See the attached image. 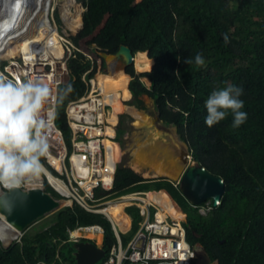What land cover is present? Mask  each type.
<instances>
[{
    "label": "trees",
    "instance_id": "16d2710c",
    "mask_svg": "<svg viewBox=\"0 0 264 264\" xmlns=\"http://www.w3.org/2000/svg\"><path fill=\"white\" fill-rule=\"evenodd\" d=\"M82 2L86 10L83 28L73 38L76 44L91 37L88 44L102 52L113 55L121 45H126L132 49L135 61L139 56L146 59L145 69L136 72L132 66L126 70L133 78L129 88L128 82L125 90L111 92L108 102L112 104V100L121 97L120 102L125 104L132 98V105L144 109L142 96L151 98L159 120L176 128L192 161L226 184L218 205L209 200L195 206L190 213L176 202L175 192H181L179 182L167 177L144 178L119 165L112 189H97L95 199H98V190L111 196L110 199L136 192L161 194L177 213L184 217L186 213L184 226L188 243L193 249L202 245L211 262L264 264V0ZM225 34L228 43H225ZM89 45L84 44L86 50L96 53L95 47ZM19 52L0 49V57H15ZM197 53L205 60L203 67L183 62ZM106 66L103 61V68ZM91 68L94 75L97 65L80 52L68 61L70 80L67 83H72L74 91L56 108V123L62 132L70 130L67 106L85 94L83 75ZM106 69L96 77L100 84ZM227 84L243 88L241 111L247 113V119L240 127L233 128L229 110L224 120L209 128L204 122L207 115L204 102L214 89ZM115 115L110 118L111 123ZM121 133L119 128L118 134ZM110 158L112 165L117 163L115 154ZM45 190L56 199H63L47 182ZM202 207L208 209L206 214L201 213ZM51 217L52 223L46 229L36 233L26 231L21 241H15L9 248L0 241V264H77L76 253L75 258L69 259L62 249L71 243L69 231L81 226L104 228L101 247L107 255L117 244L109 220L75 202Z\"/></svg>",
    "mask_w": 264,
    "mask_h": 264
},
{
    "label": "built area",
    "instance_id": "2783aa9c",
    "mask_svg": "<svg viewBox=\"0 0 264 264\" xmlns=\"http://www.w3.org/2000/svg\"><path fill=\"white\" fill-rule=\"evenodd\" d=\"M53 5L49 12L51 24L57 27L65 52L62 58L63 65H61L62 74L52 88L55 89L70 80L68 61L76 52L82 53L97 65V71L92 75L93 68H91L83 75L87 90L81 98L71 101L66 109L68 126L72 132L71 151L65 143L62 130L57 126L56 115L47 133L49 153L42 163L47 169L46 171L66 184L69 194L65 195L57 190L51 183L47 172L32 188H45L47 182L63 197L64 202L70 201L69 205L75 202L86 211L103 214L109 220L115 232L117 244L111 248L108 255L106 253L101 264H193L196 259L193 248L187 241V232L184 226L186 213L183 218L174 217L165 206L149 197L152 192L131 193L99 205L90 203L91 200H96L97 189L102 188L106 191L112 189L117 168L120 165V163L112 165L106 146L107 140L113 144L118 141L117 125L113 126L110 122L114 109L108 102V98L112 95L106 86L95 82L98 74L105 69L103 68L105 60L100 55L102 51L96 46V53L87 51L84 43L81 44V41L79 44L75 43L73 37H70L71 32L66 29L61 30L55 17L57 5ZM61 20L65 24L63 18ZM30 49L32 53L28 57L21 55L4 60L0 57L1 62L6 63L3 68L0 66V74L22 82L28 78L42 77L43 74L52 73L50 60H45L41 56V52L43 53L41 45L33 44ZM129 76L128 88L133 79L131 75ZM109 128H114L113 134L109 132ZM56 137L58 139L55 140ZM53 158L57 159V163L53 161ZM115 202H125L127 204L125 210L128 207H136L143 219L127 246L124 245V236L126 235L116 227L113 217L102 211ZM69 205L65 204V206ZM104 234L105 230L101 225L81 226L69 231V241L76 245L87 242L101 247ZM23 235H20L16 241L20 242ZM99 237H101V241H99ZM141 238H144V244L142 247H138L137 242Z\"/></svg>",
    "mask_w": 264,
    "mask_h": 264
},
{
    "label": "clouds",
    "instance_id": "9594fccd",
    "mask_svg": "<svg viewBox=\"0 0 264 264\" xmlns=\"http://www.w3.org/2000/svg\"><path fill=\"white\" fill-rule=\"evenodd\" d=\"M228 43V36H224ZM180 60V57H177ZM203 67L201 53L183 61ZM175 75H179L177 70ZM74 91L72 83L52 88L44 77L16 81L0 74V187L30 190L46 173L42 158L49 153L48 131L55 119V108L64 104ZM243 88L232 84L214 89L204 102L205 124L211 128L231 111L233 128L247 119L241 111ZM4 190V189H3ZM102 248V247H100Z\"/></svg>",
    "mask_w": 264,
    "mask_h": 264
},
{
    "label": "rangeland",
    "instance_id": "374dc122",
    "mask_svg": "<svg viewBox=\"0 0 264 264\" xmlns=\"http://www.w3.org/2000/svg\"><path fill=\"white\" fill-rule=\"evenodd\" d=\"M76 2L80 4L83 9L82 12V18H83V14L86 10L83 5V2H81V0H76ZM53 4L57 5L55 11L57 24L61 30H65L66 26L61 20L63 17L61 15L62 14L61 9L63 7L64 1L51 0V3L49 4V12L52 6H54ZM72 10H74V7L72 8ZM81 30L82 29H80L77 33L74 34L71 33L70 37L74 38L78 36V33H80ZM89 40H91V37L81 40V44L84 43L89 45L88 44ZM50 45L52 50L55 52L54 54H56L59 57L62 54V52H61V47L57 42V40L56 39L51 40ZM58 46H59V51L56 52L55 47ZM89 46L95 47V45H89ZM0 49L9 50L15 48L0 47ZM19 50H21V52L17 53L15 57L26 54V51L23 48ZM4 59L5 58H2V60ZM5 64L6 63L1 62L0 60V66L2 68ZM137 66L140 69H138ZM146 67H147V63L145 57L139 56L134 64V68L136 72H138V70L145 69ZM109 77H112V73H108L107 71H105V77L102 79L101 85L106 86L110 93L125 90L126 85L130 80L129 76L122 78V80L121 79L113 80L114 85L112 86V88H110L108 85ZM145 82L149 84L148 80H145ZM119 98L112 100V104L109 102L113 106L114 109L113 114H116L113 117L111 124H113V126L117 125L116 127L117 140L119 139L117 143L112 145L113 146L111 150L112 157L113 154H115L117 157V163H120V165L132 169L133 171L140 174L144 178L167 177L175 182H179L183 172L187 168L185 155L188 154L189 151L186 144L180 141L176 128L173 126H167L162 121L159 120L155 103L148 96H142V100L144 101L146 108L144 109L142 108L140 110L136 109L135 106L131 104L132 98L130 99V102L129 103L127 102L126 104H122ZM108 101H110V97L108 98ZM124 106L129 107V112H126L124 110L122 111V108ZM119 128H121V132H122L121 135L118 134ZM112 129L113 130H111L110 132L111 134L114 133V128ZM63 134H64L65 143L69 151H71L72 132L70 130L63 131ZM188 163H190V161H188ZM145 174H148L149 176H145ZM97 193L99 195L97 196L98 199L91 200L90 201L91 204L99 205L109 200H113L110 199L112 198L111 196H108L103 191L98 190ZM175 194L177 197L176 202L178 201L177 203L179 205H182L188 212L191 213L195 206H193L187 200V198L184 196L182 192H175ZM158 201H160V204H162L163 206H167V207L169 206L168 203L162 199H158ZM123 209H124L123 207L117 209L118 215L114 214V212L112 211H110V213L113 219L115 220L116 226L121 229L124 235H126L124 236L125 237L124 245L127 246V243L131 240V235L137 231L143 219L141 218L139 210L136 207L126 208V212L134 220L135 223L134 224L131 218L125 215ZM200 211L201 213H207L208 209L206 207H202ZM51 223H52V217L51 215H49L47 217L42 218L34 225H32L27 231L29 233H36L42 231L43 229H46L49 225H51ZM62 250L67 257H70L69 259L73 257L75 258V253L77 252L75 243L72 242L68 243L67 245H65V247H63ZM101 263L102 261L98 262L97 264H101Z\"/></svg>",
    "mask_w": 264,
    "mask_h": 264
},
{
    "label": "water",
    "instance_id": "95a60500",
    "mask_svg": "<svg viewBox=\"0 0 264 264\" xmlns=\"http://www.w3.org/2000/svg\"><path fill=\"white\" fill-rule=\"evenodd\" d=\"M100 55L112 68H120L126 71L135 64L133 51L126 45H121L116 54L100 52ZM185 161L187 168L179 180L181 192L193 206H199L209 200L217 205L226 190L224 180L197 162L191 161L189 153L185 155ZM64 206V200L56 199L52 194L46 192L44 187H35L30 190L2 189L0 194V222L5 220L16 231V237L8 241L0 238L2 245L5 248L11 247L20 235L24 234L32 225ZM143 244L144 238H141L137 242V246L142 247ZM76 248L77 264H97L106 256V251L94 243L82 242L77 244ZM193 253L197 264H218L211 262L202 245H197L193 249Z\"/></svg>",
    "mask_w": 264,
    "mask_h": 264
},
{
    "label": "bare ground",
    "instance_id": "6f19581e",
    "mask_svg": "<svg viewBox=\"0 0 264 264\" xmlns=\"http://www.w3.org/2000/svg\"><path fill=\"white\" fill-rule=\"evenodd\" d=\"M64 4L61 9L62 18L65 22L66 29L71 33H77L83 25L82 12L83 9L80 4L76 2V0H63ZM51 0H0V47L3 48H15L13 50L20 51L19 49H24L26 51L25 57L31 55L32 51L30 49L31 45L39 44L43 50L41 52L42 58L45 60H50L52 64L53 72L48 74H43L44 77L53 87V85L60 79V74H62V66L63 61L62 58L64 56V46L60 41V34L57 31V27L51 24V20L49 18V4ZM19 5V7H17ZM74 7V10L72 8ZM52 9V8H51ZM56 39L61 47L62 54L58 57L55 52L51 48V40ZM56 52L59 51V46L55 47ZM11 50V49H9ZM39 53V52H38ZM36 55V52H35ZM4 58H16L6 55ZM106 71L108 73H112V77L108 78V85L110 88L114 85L113 80H122V78L128 77V74L120 68H112L110 65L107 66ZM114 78V79H113ZM130 81V80H129ZM95 82H97L95 78ZM129 112V107L124 106L122 111ZM58 139L57 137L55 140ZM57 144V141L54 142ZM113 144L106 141V146L108 148L109 154H111ZM54 162L57 163V159L53 158ZM47 170V169H46ZM49 175V179L53 186L62 192L65 195L69 194V189L66 184L54 177L50 172L46 171ZM159 174V173H157ZM145 176H149L145 174ZM158 176V175H155ZM161 176V175H159ZM42 179V176L40 180ZM39 180V181H40ZM36 186V185H35ZM2 187H0V194L2 193ZM150 198L155 199L157 202L158 199H162L168 203V207L165 208L177 218H183L184 215L181 213H177L170 202L163 197L162 195H154L151 193L149 195ZM70 201H65L64 204L69 205ZM127 204L125 202H115L111 203L109 207L103 209V212H106L111 215L110 211L114 212V214L118 215V208H125ZM117 227V226H116ZM16 237V231L13 229L5 220L0 222V238L6 241L11 238ZM99 241H101V237H99Z\"/></svg>",
    "mask_w": 264,
    "mask_h": 264
},
{
    "label": "crops",
    "instance_id": "0c3cea01",
    "mask_svg": "<svg viewBox=\"0 0 264 264\" xmlns=\"http://www.w3.org/2000/svg\"><path fill=\"white\" fill-rule=\"evenodd\" d=\"M113 158V157H112ZM155 196L156 195H161V194H158V193H153ZM167 199V198H166ZM168 200V199H167ZM169 201V200H168ZM173 207V206H172ZM126 211V210H125ZM182 214V213H181ZM183 215V214H182ZM130 216V215H129ZM130 218H131V216H130ZM131 220H132V222L134 223V220L131 218Z\"/></svg>",
    "mask_w": 264,
    "mask_h": 264
},
{
    "label": "snow or ice",
    "instance_id": "6c2138e0",
    "mask_svg": "<svg viewBox=\"0 0 264 264\" xmlns=\"http://www.w3.org/2000/svg\"><path fill=\"white\" fill-rule=\"evenodd\" d=\"M17 7H19V5H17Z\"/></svg>",
    "mask_w": 264,
    "mask_h": 264
}]
</instances>
